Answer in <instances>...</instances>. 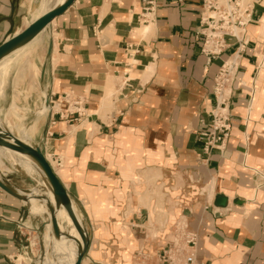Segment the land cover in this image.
Instances as JSON below:
<instances>
[{
	"label": "crops",
	"instance_id": "0c3cea01",
	"mask_svg": "<svg viewBox=\"0 0 264 264\" xmlns=\"http://www.w3.org/2000/svg\"><path fill=\"white\" fill-rule=\"evenodd\" d=\"M42 1L0 0V43L37 19ZM52 1L46 11L61 3ZM200 11L201 0H156L141 23L139 0H75L0 61V125L61 159L59 169L48 160L87 227V264L156 259L179 220L199 235L197 263L264 264V0H255L246 42L227 38L209 61ZM227 60L236 63L231 130L223 153L205 154L197 132ZM19 106L37 109L26 128L8 120V108ZM25 208L0 189V264H24Z\"/></svg>",
	"mask_w": 264,
	"mask_h": 264
},
{
	"label": "built area",
	"instance_id": "2783aa9c",
	"mask_svg": "<svg viewBox=\"0 0 264 264\" xmlns=\"http://www.w3.org/2000/svg\"><path fill=\"white\" fill-rule=\"evenodd\" d=\"M139 1L141 4L139 21L148 23L154 15L156 0ZM254 3L255 0H201L200 33L203 36L201 52L206 56L207 61L224 51L228 45L227 38L233 37L241 44L246 42L245 27L251 21ZM237 30L241 31L240 38L236 34ZM227 62L228 60L223 62L213 78L215 106L210 111V120L206 128L197 132V139L202 143L205 154H209L212 150L223 153L231 130L229 100L236 63L235 60L232 64ZM77 104L78 101H74V105ZM55 162L60 166L61 159L58 157ZM200 192L203 193V189ZM174 204L180 205V198L176 197ZM198 240V233L188 226L187 221L179 220L174 225L170 239L164 238V245L157 252V258L162 264H203L197 263L195 259Z\"/></svg>",
	"mask_w": 264,
	"mask_h": 264
},
{
	"label": "water",
	"instance_id": "95a60500",
	"mask_svg": "<svg viewBox=\"0 0 264 264\" xmlns=\"http://www.w3.org/2000/svg\"><path fill=\"white\" fill-rule=\"evenodd\" d=\"M74 1L75 0H64L62 3L52 6L44 14L32 21L30 24H28L27 27L21 32L13 35L11 38L6 39L2 43H0V61H2L14 51L22 48L27 43H29L34 37H36L44 29H46L49 23H51L54 18L62 14L70 5H72ZM50 51L51 42H49L47 47L46 59H48ZM40 77L41 80H43L44 67L41 70ZM45 104L49 105L48 94H46L45 97ZM0 147L26 155L37 164V166L41 170L42 179L45 180L52 193L53 203L46 196L39 195L33 197L45 200V205L49 211V222L51 224V231L55 237H58L62 234V231L57 222L56 209L60 206L65 209L67 215L71 219L73 226L75 227L80 237V239H77L68 235V237L73 238V240L77 243V253L73 264H81L87 254L90 241L87 227L83 222L82 218H80L79 214L76 213V207L75 210L73 209V205H75L73 203V200L71 199L66 187L64 186L58 175L52 169L49 161L46 159L44 153L42 152L41 147L39 145H32L29 142L21 140L20 138L16 137L7 127L1 126ZM28 180L32 183L30 179ZM0 189L6 192L7 194L23 201L25 204L32 195L28 191H26L25 193L19 191L12 184L4 180L1 176ZM216 202L219 204H225L226 201L224 197H218Z\"/></svg>",
	"mask_w": 264,
	"mask_h": 264
},
{
	"label": "rangeland",
	"instance_id": "374dc122",
	"mask_svg": "<svg viewBox=\"0 0 264 264\" xmlns=\"http://www.w3.org/2000/svg\"><path fill=\"white\" fill-rule=\"evenodd\" d=\"M241 1H249V0H241ZM38 2L40 4L41 0H37V3ZM4 98H5V93L2 92L1 90L0 102H3ZM69 99H70L68 100L69 102L66 103V107H68L71 111H76L75 110L76 106L74 105L75 100L70 97ZM33 108H34L33 106H19L16 108L14 107L8 108L10 111L9 116H8L9 123L11 125H16L18 127L23 126L26 128V125L29 124L32 120L31 111L37 110ZM5 112H6L5 105L3 106L0 105V116L1 117L4 116ZM49 113H51L50 110L49 111L47 110L45 115H48ZM49 160L53 161L57 169H59L60 166L56 164L55 160H51L50 157H49ZM0 165L2 167L1 168L2 171L0 170V172L1 173L3 172L2 173L4 176L3 178L8 179L9 183L12 185H14L15 183L18 184V185H15V188L17 186L19 187V189L20 188L28 189L29 187L33 186L35 180L28 178L26 173L24 172L21 173L18 169L14 168L13 164L11 166V163L9 161L3 159V162ZM28 179H30L32 183ZM35 179L43 180L42 177L39 175L37 176V174L35 175ZM38 190H39L38 191L39 195H44L50 199V197L45 193L46 192L45 189L42 190V188H38ZM73 203L75 204L77 213L79 214L80 218H82L77 202L73 200ZM43 207L45 208L43 211L42 210L41 211L31 210L32 213L29 212L30 215L27 212V207L25 208L26 217H25L24 224H25V228L27 232H25L26 234L23 237V247H22V251H24L25 253L22 254V256H19L17 261L19 262L21 260L23 261L24 264H68V261L65 258H63L62 256H59L61 254L57 252L53 242H48V243L45 242L47 241L46 235L49 234V229L46 225V223L49 222V219H48L49 211L46 205H43ZM43 222H44V225H43ZM62 224L64 223L62 222ZM65 225H67V228L69 227V224H67L66 222H65ZM172 233H173V230L170 231L168 234L172 235ZM159 238H160V235H158V239ZM168 239H170V237H168ZM48 253L50 255H47ZM145 264H162V263L158 260V258H156V259L148 260Z\"/></svg>",
	"mask_w": 264,
	"mask_h": 264
},
{
	"label": "bare ground",
	"instance_id": "6f19581e",
	"mask_svg": "<svg viewBox=\"0 0 264 264\" xmlns=\"http://www.w3.org/2000/svg\"><path fill=\"white\" fill-rule=\"evenodd\" d=\"M60 1L62 3L64 0L63 1L62 0H53L52 2L53 3H57V2H60ZM42 3L43 4L41 5V7L39 9V11H38V13L36 15V18L40 17L42 14H44L46 12V7H47L48 0H43ZM53 6H54V4H53ZM143 29L146 30V27L145 28L143 27ZM238 31L239 30H237L236 34L238 33ZM227 63L232 64L233 61L232 60H228ZM107 94H108L107 95V98H108L109 97V93H107ZM105 97H106V95H105ZM0 126L1 127H6L4 125H0ZM11 132L13 134H15L16 137H18L21 140L27 142V140H26V138L24 136V131L21 132V131L17 130L16 132H13L11 130ZM3 157L11 160L12 163H13V161H17V167L16 168L21 173L22 172L26 173L28 178L35 180V182H34L32 187H29L28 189H18L19 191H21L23 193L28 191V192H30L32 194L31 197L29 198V200L26 203V207L29 210H34V211H41L42 210L43 211L45 209L43 207V205H45V200H41V199H37L36 197H33V196H39L38 188H42V190L45 189L46 190L45 193L50 197V201L53 203L52 193H51L47 183L45 182V180L35 179V175L36 174H37V176L38 175L42 176V173H41V170L39 169V167L37 166V164L33 160H31L29 157H27L26 155H23L21 153H18V152H15V151L0 147V164H2L3 160L1 158H3ZM45 157H46L47 160L49 159V157H47V156H45ZM51 164L54 167V165H55L54 162H51ZM54 169H56V168H54ZM42 196H44V195H42ZM73 209L75 210V205H73ZM156 209H157V207H156ZM77 216H78V214H77ZM56 217H57L58 225H59V227H60V229L62 231L61 232L62 234L60 236H58V237H55L51 233L52 232L51 231V224L49 222H47L46 225H47V227L49 229V234L46 235L47 241H45V242H47V243L48 242H53L57 252H59L61 254L59 256H62L63 258H65L68 261V264H73V262L75 261L76 253H77V243L73 240V238L80 239L79 234L77 233L75 227L73 226V223H72L71 219L69 218V216L67 215L65 209L62 206H60L59 208L56 209ZM62 222L64 224H62ZM65 222L67 224H69L68 228H67V225H65ZM68 235L70 237H73V238L68 237ZM49 253L47 255H50ZM81 264H87L86 259H83Z\"/></svg>",
	"mask_w": 264,
	"mask_h": 264
}]
</instances>
